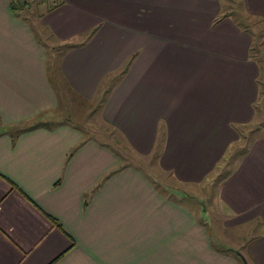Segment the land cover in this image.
Here are the masks:
<instances>
[{
	"label": "crops",
	"instance_id": "1",
	"mask_svg": "<svg viewBox=\"0 0 264 264\" xmlns=\"http://www.w3.org/2000/svg\"><path fill=\"white\" fill-rule=\"evenodd\" d=\"M225 1L59 0L30 23L0 0V264H264V135L235 150L263 57ZM236 1L264 22V0ZM63 91L100 95L132 162L77 127ZM150 156L183 186L230 160L215 213L245 245L215 247L186 196L155 190Z\"/></svg>",
	"mask_w": 264,
	"mask_h": 264
},
{
	"label": "rangeland",
	"instance_id": "2",
	"mask_svg": "<svg viewBox=\"0 0 264 264\" xmlns=\"http://www.w3.org/2000/svg\"><path fill=\"white\" fill-rule=\"evenodd\" d=\"M58 1L59 0H10V2L13 4L15 14L28 18L30 23L33 21L35 22L36 16L38 14L43 13L48 7L52 6ZM222 1L225 3H230L229 1ZM233 7L234 18H243L250 25V30H252L254 35V45L256 48H258V53L260 52L259 55L263 57V60L259 59V61H261L260 66L264 70V22L245 18L239 8L238 1L236 0L233 2L232 8ZM42 34L44 33L42 32ZM46 41L48 43H44H46L50 48L58 46V43L52 40ZM251 54H256V52ZM49 60L51 62L53 60L55 61V59ZM55 78L57 82L63 86L62 79L58 74L55 75ZM111 78L113 77H109L108 80ZM114 81L115 80H110L109 84L114 83ZM259 83V92L261 95L259 94V97L254 104L256 106V115L252 122L243 127L242 132H240L241 138L237 141V149L235 150H241L242 148L244 149L249 141L254 137L264 135V74L262 77H260ZM107 87L106 92L109 91V88L107 89ZM100 90H102V88ZM63 96L65 100V106L69 108L68 114L75 122L77 127H79L84 133L91 132L97 137L99 141L116 151L123 161L132 162L131 155L128 154V149L124 144L123 139L112 128L105 125L99 118V110L98 106H96L97 101L95 99L100 95H96L93 100L89 101L87 104L83 103L82 105L79 103V100L75 99L71 94L69 95L63 91ZM59 121L61 120L55 119V122L58 123ZM140 161V168L144 173L150 175L156 191L164 195L168 194L170 197L180 198L186 196L185 200L190 201L185 202L186 205L195 212V216L199 217V221L204 224L206 231L212 237V241L214 240L213 245L215 247L222 248L224 245H226L224 246L225 248L230 247L231 249H234L239 248L241 245H245L244 241L247 239L246 234L244 233L245 228L225 230L222 226L221 218L215 213L214 195L219 180H221V178L224 177L228 171H230L231 167H229V164H227L230 160L226 159L225 163L220 164L216 170L208 175L201 183L195 186L179 185L174 180H172L168 174L158 173L155 161L152 159V156L146 160L142 159ZM242 248L244 247H241L240 249ZM240 249L237 250L241 251ZM236 254L240 255L239 253Z\"/></svg>",
	"mask_w": 264,
	"mask_h": 264
},
{
	"label": "trees",
	"instance_id": "3",
	"mask_svg": "<svg viewBox=\"0 0 264 264\" xmlns=\"http://www.w3.org/2000/svg\"><path fill=\"white\" fill-rule=\"evenodd\" d=\"M11 4H12V2H11ZM11 10L14 11L13 4L11 5ZM3 179H4V178H3ZM4 180L8 183L10 190L17 191V192L20 193V191L16 188V186H15L14 184H12L10 181H8V180H6V179H4ZM23 197H24V196H23ZM46 218H47V220H49V222L51 223V225H52L53 227L60 229L59 225H58L56 222H54V219L49 218L48 216H46ZM234 254H235V253H234ZM235 255H236V254H235ZM239 259H240V258H239ZM240 260H241V259H240Z\"/></svg>",
	"mask_w": 264,
	"mask_h": 264
},
{
	"label": "water",
	"instance_id": "4",
	"mask_svg": "<svg viewBox=\"0 0 264 264\" xmlns=\"http://www.w3.org/2000/svg\"><path fill=\"white\" fill-rule=\"evenodd\" d=\"M238 256L241 259L242 264H247L246 261L244 260V258L242 256H240V255H238Z\"/></svg>",
	"mask_w": 264,
	"mask_h": 264
}]
</instances>
